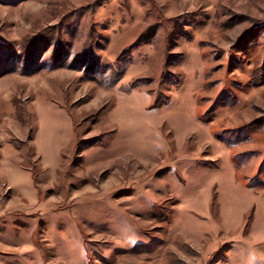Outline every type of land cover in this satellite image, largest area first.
Wrapping results in <instances>:
<instances>
[{
    "label": "rangeland",
    "instance_id": "obj_1",
    "mask_svg": "<svg viewBox=\"0 0 264 264\" xmlns=\"http://www.w3.org/2000/svg\"><path fill=\"white\" fill-rule=\"evenodd\" d=\"M0 264H264V0H0Z\"/></svg>",
    "mask_w": 264,
    "mask_h": 264
}]
</instances>
